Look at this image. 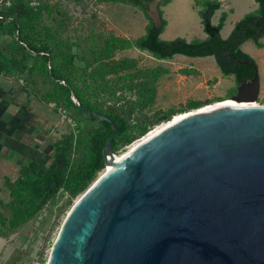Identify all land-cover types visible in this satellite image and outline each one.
Returning a JSON list of instances; mask_svg holds the SVG:
<instances>
[{"label":"water","instance_id":"1","mask_svg":"<svg viewBox=\"0 0 264 264\" xmlns=\"http://www.w3.org/2000/svg\"><path fill=\"white\" fill-rule=\"evenodd\" d=\"M258 94L255 67L232 97ZM90 113L112 126L107 167L116 125ZM45 264H264V105L196 112L139 142L71 205Z\"/></svg>","mask_w":264,"mask_h":264},{"label":"trees","instance_id":"2","mask_svg":"<svg viewBox=\"0 0 264 264\" xmlns=\"http://www.w3.org/2000/svg\"><path fill=\"white\" fill-rule=\"evenodd\" d=\"M97 1L139 8L147 19L144 33L128 38L91 31L84 42H71L63 36L69 28L70 16L59 0L52 3L38 0L35 5L31 0H10L9 5L0 2V72L7 77L15 73L22 78L18 89L30 99L44 104L54 102L66 108L74 120L84 123L77 132L69 129L50 144L52 151L48 162L31 160L20 169L15 180L6 181L9 200L0 201V238L10 237L65 195L67 198L59 208L63 212L105 167L102 149L112 133V126L90 111L107 117L116 125V134L111 141L116 154L145 135L152 126L171 119L176 113L173 109L157 110L150 116L142 112L153 102L156 83L169 73V69L162 66L138 68L135 58H116L118 51L146 50L157 59H170L175 54L212 55L221 74L234 77L235 87L242 80L250 79L257 67L240 45L252 40L258 48L263 47L260 39L264 37V0H254L257 9L236 21L226 38L220 35L226 13L220 14L216 24L210 20L220 8V1L194 0L195 5L200 6L198 13L206 37L191 41L182 37L160 38L166 25L161 6L170 0H157L159 25L149 16V6L155 0ZM181 71L192 73L193 69ZM135 79L139 80L132 84L138 87L137 101L106 102L104 105L97 100L100 92H113L110 87L117 88L119 80L132 83ZM130 83L127 82L128 87ZM71 91L76 94L81 107L73 102ZM143 96L147 98L145 102L141 100ZM230 96L233 95H227ZM199 105L196 101L189 103L190 108Z\"/></svg>","mask_w":264,"mask_h":264},{"label":"rangeland","instance_id":"3","mask_svg":"<svg viewBox=\"0 0 264 264\" xmlns=\"http://www.w3.org/2000/svg\"><path fill=\"white\" fill-rule=\"evenodd\" d=\"M31 1V4L35 5L38 0ZM55 1L57 0H50L51 3ZM223 1L224 4L226 3L228 7L233 9V12L229 14L225 26L220 33L221 37L226 38L231 32L234 23L245 14L255 11L258 5L254 0ZM59 2L70 16L69 28L63 36L71 42L75 40L84 42L83 39L91 31L104 34L114 33L118 36L136 38L143 33L144 26L147 23V19L144 17L142 11L130 4L99 3L97 0H59ZM172 3V7H168L165 11L166 18L169 22L170 37H182L188 41L204 37L206 33L203 30L202 18L197 8L191 5V0H173ZM156 11L157 7L150 4L149 14L157 15ZM218 18L214 17L213 24L218 22ZM242 48L244 52L254 59L257 65L259 94L254 100L257 105H264V49H259L252 40L245 41ZM115 57L135 58L138 68L162 66L172 70L168 75L161 76L157 81L155 98L142 111L148 116L157 110L167 111L173 109L176 111L173 115L175 116L199 109H208L219 104H224L232 97H227V95H234L236 93L237 87H235L234 77L232 75H222L212 55H209L207 58L197 57L198 59H194L192 62L198 70L193 69L194 71L188 74L181 73L183 72L181 70L187 69L188 64L183 59H180V57L157 59L149 52L137 51L135 49L133 51H118ZM9 77H14L17 83L22 82V78H19L15 73H12ZM123 82L119 80L117 88L110 87L113 92H100L97 100L104 105H107L108 102L111 104L113 102H120L121 100H125V102L137 101L138 87L132 84H137L139 80L135 79L132 83L129 81ZM127 82L132 87H128ZM110 85L113 84L111 83ZM127 97L129 98L127 99ZM146 99V96H143L141 100L145 102ZM193 101L199 102V107L190 108L189 103ZM41 104L48 109L53 108L49 103ZM53 112L55 113L53 114V118L56 119L51 121L53 123L55 122V128L52 132V142L59 139L69 129H72L68 124L59 123L58 114L54 108ZM74 121L77 129L81 128L84 124L83 121L76 119ZM162 122L157 125H160ZM157 125L152 126L151 129ZM131 144L117 153V157L126 152ZM104 169L105 167L99 174ZM80 195L73 199V203ZM66 198L65 195L59 197L53 206L45 207L36 219L24 225L22 229L12 234L6 240L0 241V264H45L61 223L71 207L60 212L59 208Z\"/></svg>","mask_w":264,"mask_h":264},{"label":"crops","instance_id":"4","mask_svg":"<svg viewBox=\"0 0 264 264\" xmlns=\"http://www.w3.org/2000/svg\"><path fill=\"white\" fill-rule=\"evenodd\" d=\"M172 2L173 0H170L165 6H161L162 17L166 20V25L160 34V38L163 40L176 38L169 35V22L165 15L168 7H172ZM191 2V5L195 6L197 10L200 9V6L195 5L194 0H191ZM222 12L226 13V18L220 33L229 14L233 12L232 8L228 7L226 3L224 4L223 0H220V8L211 16V22L214 17H219ZM205 37L206 35L199 39ZM263 38L260 39L263 47L259 49H264ZM243 43L240 45L242 51H244L242 48ZM134 49L139 51L136 48L126 50L133 51ZM208 56L203 57L207 58ZM173 57L183 59L188 64L187 69L198 70L192 62L194 59H198L197 57L187 58L183 54H175ZM170 71L172 70L169 69ZM53 114H55L53 108L48 109L40 102L27 97L25 92H20L14 77L0 75V201L7 202L9 200L6 181L15 180L19 176L20 169L26 166L29 161L46 163L50 160L52 151L50 144L53 143L52 132L55 128V122L51 121L56 119L53 118ZM4 239L7 238H0V241Z\"/></svg>","mask_w":264,"mask_h":264},{"label":"bare ground","instance_id":"5","mask_svg":"<svg viewBox=\"0 0 264 264\" xmlns=\"http://www.w3.org/2000/svg\"><path fill=\"white\" fill-rule=\"evenodd\" d=\"M222 105H230V106H237V107H241V106H257V103L254 99H237L235 97H231L228 101H226L224 104H219L217 106H222ZM214 106V107H217ZM214 107L208 108V109H199V110H195L193 112H189V113H181V114H177L175 116H173L171 119H169L168 121L162 122L160 125H157L156 127H154L153 129H151L150 131H148L142 138L138 139L137 141L133 142L129 147L128 150L126 152H124L123 154L119 155L117 157V155L113 156L112 158H110V163H112L109 167H106L104 170H108L110 169L112 166H114L117 162H119L121 160V158H123V156H125L132 148H134L139 142H141L142 140L154 135L155 133L159 132L160 130H162L164 127H166L167 125L176 122L186 116L192 115L196 112H203L209 109H212Z\"/></svg>","mask_w":264,"mask_h":264},{"label":"built area","instance_id":"6","mask_svg":"<svg viewBox=\"0 0 264 264\" xmlns=\"http://www.w3.org/2000/svg\"><path fill=\"white\" fill-rule=\"evenodd\" d=\"M0 2L5 3L6 5H9L10 0H0ZM0 75H3L0 72ZM129 97H127L128 99ZM125 100H121L120 103H123ZM109 103V102H108ZM110 104V103H109ZM51 107H53L56 110V113L58 114V121L59 123H65L71 126L73 132H77L78 129L76 128V123L74 119L68 114L67 109L63 106H57L54 102L49 103Z\"/></svg>","mask_w":264,"mask_h":264},{"label":"flooded vegetation","instance_id":"7","mask_svg":"<svg viewBox=\"0 0 264 264\" xmlns=\"http://www.w3.org/2000/svg\"><path fill=\"white\" fill-rule=\"evenodd\" d=\"M248 80V79H247Z\"/></svg>","mask_w":264,"mask_h":264}]
</instances>
